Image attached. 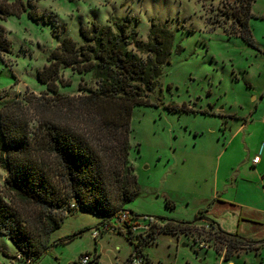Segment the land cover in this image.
Instances as JSON below:
<instances>
[{
    "label": "rangeland",
    "instance_id": "rangeland-1",
    "mask_svg": "<svg viewBox=\"0 0 264 264\" xmlns=\"http://www.w3.org/2000/svg\"><path fill=\"white\" fill-rule=\"evenodd\" d=\"M238 1L0 0L11 12L19 8L0 13L11 42V53L0 58V95L9 98L26 90L45 93L37 71L64 38L82 44V26L125 22L144 42L153 23L174 33L170 62L148 96L151 105L135 107L130 122L129 162L140 195L124 209L134 217L132 243L143 242L142 264H264V0L251 4L254 46L232 32L238 28ZM61 75L70 81L58 88L61 96L80 95L79 84L96 88L91 75L69 68ZM258 152L262 175L256 168L243 170L244 180L234 185L231 169L247 166ZM6 176L0 140L1 187ZM165 221L196 225L189 234H157ZM111 224L115 230H104L102 220L89 212L66 213L51 236L52 248L34 264H73L87 254L91 264H129L134 248L126 227L116 219ZM210 225L260 250L243 247L224 261L225 250L214 244ZM18 255L0 234V263L26 264L24 257L14 262Z\"/></svg>",
    "mask_w": 264,
    "mask_h": 264
},
{
    "label": "trees",
    "instance_id": "trees-1",
    "mask_svg": "<svg viewBox=\"0 0 264 264\" xmlns=\"http://www.w3.org/2000/svg\"><path fill=\"white\" fill-rule=\"evenodd\" d=\"M251 4L252 0L238 1L234 9L238 28L232 32L254 46ZM12 12L0 4L1 14ZM80 36L82 44L64 38L37 71L45 93L37 96L26 90L21 97L0 95V140L7 169L4 186H0V234L31 264L52 248L51 236L60 229L66 213L89 212L102 220L103 227L115 230L111 221L127 212L124 206L140 195L129 162L131 115L135 107L151 105L148 96L170 62L174 41L172 31L155 23L147 42L137 39L125 22L82 26ZM9 53L11 42L0 26V58ZM68 68L78 75H91L96 88L79 84L80 95H59L60 86H70L61 75ZM127 213L130 223L134 217ZM196 222L165 221L157 234H189ZM210 228L214 244L225 250L224 261L243 247L260 248L237 234ZM117 231L121 233L120 228ZM124 234L134 252L143 255V242L133 244L130 229Z\"/></svg>",
    "mask_w": 264,
    "mask_h": 264
},
{
    "label": "built area",
    "instance_id": "built-area-1",
    "mask_svg": "<svg viewBox=\"0 0 264 264\" xmlns=\"http://www.w3.org/2000/svg\"><path fill=\"white\" fill-rule=\"evenodd\" d=\"M260 161H261V152H258V154L253 158L252 163L254 165H257V164L260 163ZM129 218H130V215L127 212H123L120 215V217L116 218V223L118 224V226H124L125 223H128V225L130 226L131 224L128 222ZM108 227L109 226L106 225L104 227V230H107ZM128 229H130L132 232H134V230H136L134 226L126 228L125 230L128 231ZM98 236L99 235H98L97 232L93 233L94 240H96ZM17 261H24V258L21 255L15 256L14 257V262H17ZM143 261H144L143 255L141 253H137V251H135L134 254L131 255V258L129 260V264H142ZM25 263L26 264H31V260L30 259H25ZM90 263H91V261H90V258H89L88 254L85 255V256H82L80 258V261L76 262V264H90Z\"/></svg>",
    "mask_w": 264,
    "mask_h": 264
},
{
    "label": "crops",
    "instance_id": "crops-1",
    "mask_svg": "<svg viewBox=\"0 0 264 264\" xmlns=\"http://www.w3.org/2000/svg\"><path fill=\"white\" fill-rule=\"evenodd\" d=\"M259 150H261L262 151V146L259 148ZM258 150V151H259ZM258 153H256L251 159H249L248 160V165L246 166H242L241 168H240V170H236V169H231V173H230V180L234 183V185H237L238 184V181L239 180H244V179H242V178H240L241 177V175H242V172H243V170L245 171L246 169L247 170H251V169H258V171L260 172V174L259 175H262V172H261V167H262V162H263V159H262V156H261V161H260V163L259 164H257V165H254L253 163H252V160H253V158L257 155ZM251 167V168H250ZM236 174V176H234ZM233 179V180H232ZM261 180H262V183H263V181H264V176L263 177H261ZM236 188H238V186L236 187ZM237 190V189H236ZM231 200H229V201H227V202H229V203H231L230 202ZM234 203H235V201H234ZM259 250H260V248H259Z\"/></svg>",
    "mask_w": 264,
    "mask_h": 264
}]
</instances>
